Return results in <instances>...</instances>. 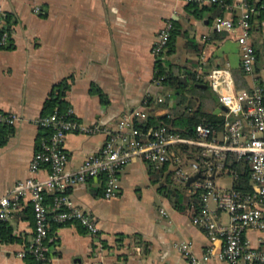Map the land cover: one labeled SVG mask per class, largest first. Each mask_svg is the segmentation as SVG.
I'll return each instance as SVG.
<instances>
[{
    "label": "crops",
    "instance_id": "1",
    "mask_svg": "<svg viewBox=\"0 0 264 264\" xmlns=\"http://www.w3.org/2000/svg\"><path fill=\"white\" fill-rule=\"evenodd\" d=\"M251 2L263 11L259 28L251 31V40L260 46L254 76H260L264 85V0ZM35 4L42 6L40 12L33 10ZM186 5L183 0H0L2 25L7 24L6 14L12 15L9 41L13 45L0 47V109L19 116L0 144V196L7 194L17 179L30 175V159L44 138L37 119L55 82L71 76L66 98L73 113L95 127L89 133L65 135L68 170H75L87 154L101 147L121 116L145 109L147 95L157 98L164 92L153 80L156 58L151 49L167 18L175 20L178 29L175 50L169 56L175 72L196 70L201 76L213 67L228 66L236 88H254V76L241 64L236 38L239 30H216L213 26L217 15L234 21L238 18L236 0L205 4L208 7L199 15ZM195 83L198 92L191 95L194 105L222 115L225 108L219 99L220 90L213 89L207 79ZM92 84L102 90L106 101L90 91ZM173 102L171 99L170 105ZM170 105L157 107L155 112H167ZM150 163L140 158L127 163L119 173L120 192L112 198L103 196L102 177L69 187L70 201L95 217L99 231L90 234L77 221L51 222L49 258L44 262L16 255L34 233L30 199L22 198L19 209L5 221L17 239L0 242V264H190L177 247L181 241H189L197 255L209 248L219 250L223 239L211 237L193 222L200 194H195L191 180L174 178L183 193L182 209L175 208L165 194L166 177L161 175L153 181ZM170 169L167 165L164 173ZM48 171V166H43L35 176L44 178ZM191 171L190 167L187 172ZM225 174L211 177L215 182ZM211 207L216 219L227 224L228 213L217 209L214 202ZM244 238L252 246L264 247V231L247 228ZM203 264L231 263L210 258Z\"/></svg>",
    "mask_w": 264,
    "mask_h": 264
},
{
    "label": "built area",
    "instance_id": "2",
    "mask_svg": "<svg viewBox=\"0 0 264 264\" xmlns=\"http://www.w3.org/2000/svg\"><path fill=\"white\" fill-rule=\"evenodd\" d=\"M197 2L200 5L210 3L224 4L225 0H183ZM240 14L234 21L217 15L213 19L216 30L237 28V41L240 45L243 70L254 76L255 47L251 40V16L255 11L251 0H236ZM35 12L42 6L35 4ZM180 15V12L177 13ZM173 20L167 18L160 29L157 40L152 46L155 58L165 51ZM10 31L0 22V46L9 42ZM211 87L220 90L219 99L224 105L223 125L220 128L201 120L195 126V136H182L168 124H159L142 129L135 125L146 117L145 109L131 110L117 121L116 129L110 131L101 147L85 156L75 170H68V152L64 148L65 135L70 132L89 133L94 126L81 122L73 113L72 107L66 111L57 110L40 116V126L51 127L49 136L41 141L29 162L30 175L17 179L10 191L0 196L1 223L8 220L19 209L22 198L29 197L34 214V233L30 241L16 255L26 258L32 255L38 262L49 258L50 247L47 242L51 222H79L90 234L96 235L99 226L93 215L75 206L67 195L69 187L76 183H86L90 178H103V196L112 198L120 192L119 173L135 158L149 161L155 165L167 163L174 170V176L181 182L191 179L193 189L200 193V208L193 216V222L203 226L211 237L223 239L219 250L207 249L200 255L191 250L189 241H181L177 247L190 264H203L210 258L225 260L231 264H264V247L252 246L244 238V231L253 228L264 231V102L263 88L254 76L256 85L251 90L238 89L228 66L213 67L206 75ZM156 82V81H155ZM157 83V82H156ZM168 93L157 95V101H164ZM191 111L190 108L186 112ZM19 116L14 112L0 109V128L3 124L13 125ZM186 143L197 148L196 156L188 158L177 153L178 144ZM236 160L248 163V182L250 189H241L234 185L218 186L212 175L228 172L237 176V170L231 167L228 153ZM191 165V172L183 169L185 162ZM48 166L46 177L37 178L35 172ZM51 193V201H47ZM211 201L219 210L228 213V223L216 219ZM164 214L165 211L162 210Z\"/></svg>",
    "mask_w": 264,
    "mask_h": 264
},
{
    "label": "trees",
    "instance_id": "3",
    "mask_svg": "<svg viewBox=\"0 0 264 264\" xmlns=\"http://www.w3.org/2000/svg\"><path fill=\"white\" fill-rule=\"evenodd\" d=\"M252 3V2H251ZM253 4V3H252ZM254 5V4H253ZM186 7L191 9V12L195 15H199L200 11L206 9L207 5H200L197 2H187ZM255 11L251 16V21L255 26L252 29L259 28L261 19L263 17L262 9H258V6H255ZM12 15L7 13L5 16L7 24L3 27L9 30L10 20ZM173 29L171 30L169 40L167 42V46L164 52L160 53L154 63V77L153 80L157 82V85L160 86L165 92H168V95L164 99V101H157L153 95H147L144 99V108L146 112V117L143 120L136 121L135 125L145 129L150 126H157L159 124H168L173 127L179 134L182 136H195V126L196 124L204 120L210 123L212 126L220 128L223 125V116L215 114L213 112L205 111L202 109V106L198 104L195 106V101L192 99L191 95L196 94L198 92L196 80H203L198 76V72L196 70H184L175 72L173 70V64L169 60V56L175 50V41L178 35V29L176 27V22L173 20ZM13 45L9 41L5 45H1V48H11ZM255 70L257 69L258 60L260 58V46H255ZM256 79L260 82V85L263 88V102H264V85L263 82L260 81V76H256ZM71 85V76L68 75L61 80L55 82L47 95L42 107L41 116L47 115L54 110L59 112H64L70 107V103L67 100V91ZM90 91L93 93H97L99 98L102 101H106V96L102 92V90L95 84L91 85ZM173 95L175 97H173ZM174 99L172 105H170V100ZM170 110L161 114H157L155 109L157 107L169 106ZM202 105V104H201ZM190 108L191 111L186 112V109ZM3 127V128H2ZM3 132L0 131V144L6 140V136L11 131V127L8 124H3L1 126ZM43 129L42 135L43 139L47 138L52 131L51 127L41 126ZM6 129V130H4ZM40 148V145L39 147ZM175 151L178 153H184L188 156V158H194L196 156L197 148L194 145H188L186 143L178 144V147L175 148ZM227 159L230 161L231 167L236 168L237 176L233 178V185L235 187L241 189H250V183L248 182V163L245 160H236L233 153L229 152L227 155ZM154 165V166H153ZM167 163H163L155 167L156 165L150 163L148 165L149 175L151 176L153 181H158L161 175L166 177V192L165 194L170 198L175 208L182 209V201H183V193L180 188L174 181V170L170 169L168 172H165L167 167ZM190 180V179H189ZM187 180V181H189ZM186 181V182H187ZM172 182V183H171ZM199 191L196 190L195 194H198ZM200 194V193H199ZM47 201H51L52 194L47 193L46 195ZM200 208V203L197 208V211ZM197 214V213H196ZM56 224H65V223H57ZM17 238L11 234L10 227H7L5 221L1 223L0 230V242L6 241H14ZM28 260L38 262L32 255L26 257Z\"/></svg>",
    "mask_w": 264,
    "mask_h": 264
},
{
    "label": "rangeland",
    "instance_id": "4",
    "mask_svg": "<svg viewBox=\"0 0 264 264\" xmlns=\"http://www.w3.org/2000/svg\"><path fill=\"white\" fill-rule=\"evenodd\" d=\"M194 63H195V61H194ZM173 97H175V96L173 95ZM190 167H191V165L189 163V164L184 165L183 169L185 171H188L190 169ZM231 180H232V175L230 173H226L224 176L216 178L215 183L219 186L229 187L231 184ZM212 202L213 201H211V203Z\"/></svg>",
    "mask_w": 264,
    "mask_h": 264
},
{
    "label": "water",
    "instance_id": "5",
    "mask_svg": "<svg viewBox=\"0 0 264 264\" xmlns=\"http://www.w3.org/2000/svg\"><path fill=\"white\" fill-rule=\"evenodd\" d=\"M225 108V107H224ZM199 175V173H196L194 176H192V178L190 179L191 181L195 178V177H197Z\"/></svg>",
    "mask_w": 264,
    "mask_h": 264
}]
</instances>
